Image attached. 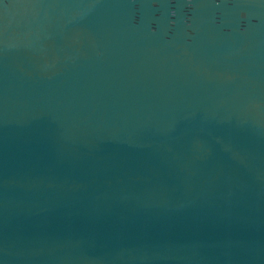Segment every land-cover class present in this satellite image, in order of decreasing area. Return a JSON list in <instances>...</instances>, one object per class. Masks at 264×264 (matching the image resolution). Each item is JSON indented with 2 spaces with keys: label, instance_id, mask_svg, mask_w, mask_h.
Returning <instances> with one entry per match:
<instances>
[{
  "label": "water",
  "instance_id": "obj_1",
  "mask_svg": "<svg viewBox=\"0 0 264 264\" xmlns=\"http://www.w3.org/2000/svg\"><path fill=\"white\" fill-rule=\"evenodd\" d=\"M0 264H264V0H0Z\"/></svg>",
  "mask_w": 264,
  "mask_h": 264
}]
</instances>
